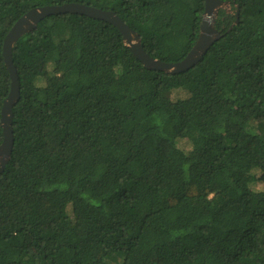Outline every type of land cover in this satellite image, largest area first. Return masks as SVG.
<instances>
[{"label":"trees","instance_id":"obj_1","mask_svg":"<svg viewBox=\"0 0 264 264\" xmlns=\"http://www.w3.org/2000/svg\"><path fill=\"white\" fill-rule=\"evenodd\" d=\"M223 1L222 38L175 75L82 15L17 42L0 264H264V0ZM71 3L114 12L165 63L192 49L204 13L203 0H0V113L7 32Z\"/></svg>","mask_w":264,"mask_h":264},{"label":"water","instance_id":"obj_2","mask_svg":"<svg viewBox=\"0 0 264 264\" xmlns=\"http://www.w3.org/2000/svg\"><path fill=\"white\" fill-rule=\"evenodd\" d=\"M204 13L199 26L197 40L188 54L179 62L165 63L149 56L141 46V38L138 33L130 29L112 11L93 8L90 6L71 3L61 6H47L32 9L21 18L7 32L3 42V61L10 77V90L3 101L0 113V127L3 139L0 144V174L11 158L13 150V108L20 99V87L18 75L13 65L12 51L17 42L25 35L36 30L38 24L45 18L56 15L77 14L93 20L105 22L116 28L122 36V42L132 53L134 58L139 61L144 69L148 71L163 72L168 75H175L196 66L207 54L211 46L222 38L221 32L215 29V20L218 11L223 9L231 13L230 3L223 0H203ZM237 17V16H236ZM237 21L235 24H237Z\"/></svg>","mask_w":264,"mask_h":264}]
</instances>
